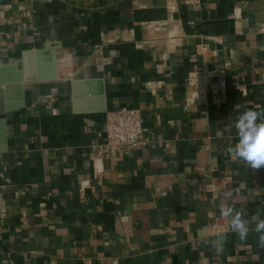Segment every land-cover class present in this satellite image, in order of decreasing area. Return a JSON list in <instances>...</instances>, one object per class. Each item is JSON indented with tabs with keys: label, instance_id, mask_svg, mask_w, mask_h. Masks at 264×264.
Returning a JSON list of instances; mask_svg holds the SVG:
<instances>
[{
	"label": "crops",
	"instance_id": "obj_1",
	"mask_svg": "<svg viewBox=\"0 0 264 264\" xmlns=\"http://www.w3.org/2000/svg\"><path fill=\"white\" fill-rule=\"evenodd\" d=\"M43 50L55 80L20 79ZM4 66L0 112L25 106L0 145V264H264L220 213H264V166L227 152L264 109V0H0ZM121 108L147 145L100 158Z\"/></svg>",
	"mask_w": 264,
	"mask_h": 264
},
{
	"label": "clouds",
	"instance_id": "obj_2",
	"mask_svg": "<svg viewBox=\"0 0 264 264\" xmlns=\"http://www.w3.org/2000/svg\"><path fill=\"white\" fill-rule=\"evenodd\" d=\"M233 127L238 136V142L230 146L227 152L252 168L260 169L264 166V109H247L239 113ZM222 216L230 217V230L237 235L238 241L246 243L250 231L258 234V246L264 248V213L257 212L250 224L244 218L241 210L232 207H220ZM214 250L219 254L222 246L218 241L213 242Z\"/></svg>",
	"mask_w": 264,
	"mask_h": 264
},
{
	"label": "built area",
	"instance_id": "obj_3",
	"mask_svg": "<svg viewBox=\"0 0 264 264\" xmlns=\"http://www.w3.org/2000/svg\"><path fill=\"white\" fill-rule=\"evenodd\" d=\"M104 131V143L98 148L100 158H112L123 152H135L147 145L142 114L137 109L121 108L108 111Z\"/></svg>",
	"mask_w": 264,
	"mask_h": 264
},
{
	"label": "water",
	"instance_id": "obj_4",
	"mask_svg": "<svg viewBox=\"0 0 264 264\" xmlns=\"http://www.w3.org/2000/svg\"><path fill=\"white\" fill-rule=\"evenodd\" d=\"M42 57L47 58L49 67L47 68V70L41 69L40 65H39V72H37L38 74L34 73L33 71H30V68L28 66V64L26 63L29 59L32 61L37 60L38 63L40 64V60L42 59ZM20 67L22 65H25L24 71L20 74L19 78L23 79L27 78L28 81H39V82H45V81H52L55 80L56 78V63H55V59H54V52L51 50H43V51H38V52H30L29 55L26 56L25 60L22 62H19L18 64ZM33 65L31 66V70L33 69ZM17 68V66H4V67H0V85L2 83H5V78L6 75H2V74H9V72H13L15 71ZM2 76H3V80L2 81ZM22 92L24 90V86L21 85L18 87ZM16 89V88H14ZM10 92V88H6L4 94L8 95V93ZM2 92H0L1 94ZM25 106V102L24 100H22L19 104H17V106L13 107L11 106L10 103L7 104L4 113L2 112L3 110H1L0 114H3L2 116H0V145L1 143H3V139L4 136L6 135V121L8 119H11L14 115V112L18 111L21 107Z\"/></svg>",
	"mask_w": 264,
	"mask_h": 264
}]
</instances>
